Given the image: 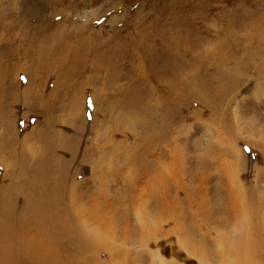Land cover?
Here are the masks:
<instances>
[{"label":"rangeland","instance_id":"obj_1","mask_svg":"<svg viewBox=\"0 0 264 264\" xmlns=\"http://www.w3.org/2000/svg\"><path fill=\"white\" fill-rule=\"evenodd\" d=\"M263 41L264 0H0V79L62 90L49 108L3 96L0 122L23 137L55 128L68 144L56 159L33 142L40 152L10 137L4 147L0 129V264H236L237 235L264 218L251 207L264 194V53L248 57ZM164 166L171 192L147 190ZM95 207L108 212L99 228L85 220ZM86 226L99 232L96 260L83 253ZM255 252L239 264H264Z\"/></svg>","mask_w":264,"mask_h":264},{"label":"bare ground","instance_id":"obj_2","mask_svg":"<svg viewBox=\"0 0 264 264\" xmlns=\"http://www.w3.org/2000/svg\"><path fill=\"white\" fill-rule=\"evenodd\" d=\"M2 28H4V27H1V29ZM8 28V27H7ZM10 28V27H9ZM10 29H12V28H10ZM20 39H16V40H14V41H12V43H11V45L13 46V48L15 47V53L19 50V43H20ZM7 45V44H6ZM2 47V46H1ZM12 48V49H13ZM237 50V49H236ZM244 51V50H243ZM239 52H240V50H239ZM232 53H234V52H232ZM242 53V52H241ZM264 53V41L263 42H259L258 43V45H257V47H255V48H252V49H248V57H249V59H254L255 57H258L259 55H261L262 56V54ZM17 54V53H16ZM234 55V54H233ZM245 55V54H244ZM223 58H225V57H223ZM243 58H245L244 56H243ZM226 60H228L227 58H225ZM225 59H222L220 62H221V64H225V65H219L220 67H229V66H226L228 63H226V60ZM256 59V58H255ZM229 61H231L232 63H235V61L234 60H232V59H230ZM238 62V61H237ZM238 63H241L242 64V62H238ZM244 64H245V61H244ZM249 66V65H248ZM255 66V65H254ZM245 67H246V65H245ZM229 68H235V67H233V66H230ZM83 70V69H82ZM82 70H80V74H77L76 76H75V79L76 78H78L79 76H82L83 77V71ZM5 72H6V70L4 69V68H0V76H2V75H5ZM226 72V71H225ZM226 74H227V72H226ZM238 77L240 76L239 74L237 75ZM242 76V75H241ZM72 77V76H71ZM175 75H174V80H173V82H172V80H171V82L173 83V85L171 84V86H172V90L175 92V93H178V91H179V84L181 83L180 81H179V79H175ZM242 77H244V76H242ZM4 79V81H2L1 79V81H0V83H1V85H0V99L1 100H3L4 98H3V96L6 98V96H7V99H10L9 100V103H11V100H14V99H18V100H25V101H27V102H33L32 101V99L34 98V101H36V102H38L39 103V105L40 106H44V105H46L48 108H49V104H50V102L52 101V99L53 100H56V101H58V104L60 105V97H61V94H62V90L61 91H59L58 89H53L52 91H47V92H41V93H35V92H29V94H27V93H25V92H21V91H19V87H21L20 86V84H18V83H15V82H10V81H7V77L5 76V78H3ZM244 80V79H243ZM167 82V81H166ZM28 83V82H27ZM81 83V82H80ZM89 83H91V82H89ZM59 85V84H58ZM76 86V85H75ZM2 87V88H1ZM198 88V87H197ZM2 90V91H1ZM195 90V89H194ZM4 94V95H3ZM33 94V95H32ZM33 96V98H32V96ZM45 98H46V100H45ZM77 98V95L75 96V99ZM25 101H23V102H25ZM37 104V103H36ZM76 104H78V103H76ZM75 103L74 104H72V108H69L71 105H68L67 106V104L65 105L64 104V106H60L61 108H63L62 109V113H65L66 111H67V108H69V109H71V110H69V111H71V112H73L74 110H75V107H77V105H76ZM10 108V107H9ZM44 108V107H43ZM44 110H47V108L45 109L44 108ZM69 111H68V113H69ZM6 112V111H5ZM56 112V111H55ZM75 112V111H74ZM58 113H60V112H58ZM79 114V113H78ZM81 114V113H80ZM74 115V114H73ZM1 117H3V116H1ZM73 117V116H72ZM10 118H12V117H10ZM63 118H64V120H66L65 118V116H63ZM70 118V117H69ZM4 120V119H3ZM57 120V119H56ZM73 120V119H72ZM5 121V120H4ZM8 121V120H7ZM48 121V120H47ZM52 121H53V119H49V125L52 127H54L55 125H51V124H53L52 123ZM2 122V121H1ZM0 122V123H1ZM6 122V121H5ZM10 122V121H9ZM56 122V121H55ZM64 122V121H63ZM8 123V122H7ZM162 123L163 124H165V122H164V120L162 121ZM65 124V123H64ZM10 125H11V123H10ZM5 126H8L7 124L5 125ZM4 126V123H1L0 124V129H2L3 130V136H2V145L4 146V142L6 141V138H8V137H10L11 139H12V141H13V144H15V145H18V146H21V147H25V146H29V147H27V151H30L29 150V148H33V149H35V147H36V149L40 152V150H41V147H39V146H34V144H38V145H41L42 147H46V148H48V151H49V156L50 157H53V158H62V154L61 153H63V156H64V150H65V148H67L68 147V144H66L65 143V140H62V138H60L62 135L60 134V133H62V132H57V129H55L54 128V130L52 131V132H50L48 129H47V127H40V128H38L37 130H36V132H34V133H31L29 136H26V137H23L21 134H18V132L17 131H15L14 130V134L13 133H8V130H7V128ZM132 126L134 127V123H132ZM137 126V125H136ZM140 128H142V124L140 123V124H138V126H137V129H140ZM114 129H116V131H119V130H121L123 133L126 131L125 130V127H123V125H119V124H117L116 122H115V128ZM113 129V131L112 132H110V133H107L108 131H105L106 133H107V136L106 137H102L101 139H99V138H97L96 140H97V142H99V140L100 141H102V139L103 140H105V139H108V138H112V135H113V132L115 131ZM6 130H7V132H6ZM63 131V130H62ZM1 132V131H0ZM10 132V131H9ZM104 132V133H105ZM9 134H11V135H9ZM60 134V135H59ZM33 139H34V141H33ZM31 142H33L32 144H30ZM70 145H71V143H69ZM147 144V143H146ZM145 144V145H146ZM150 144V143H149ZM159 144H160V139H159ZM158 144V145H159ZM7 145V144H6ZM69 145V146H70ZM60 147V149L59 150H57V148L58 147ZM73 146V145H72ZM71 146V147H72ZM5 147V146H4ZM7 147H9V146H7ZM38 147V148H37ZM147 147H149L148 146V144H147ZM19 148V147H18ZM74 148V147H73ZM72 148V149H73ZM8 149V148H7ZM61 149H64V150H61ZM68 149V148H67ZM75 149V148H74ZM1 151H3L2 149H0ZM11 150H12V148H11ZM111 148L109 147V146H102V147H100L99 148V150H98V148L96 147V146H94V151H95V153H97V155L96 156H94V159H99V161H103L102 159H108L109 158V156H110V152H111ZM159 151L160 149H159V146L157 147V149H156V151ZM72 151H74V150H72ZM4 153V152H3ZM14 153V152H13ZM0 154H2V153H0ZM7 154H8V152H7ZM16 154V153H15ZM72 154H76V149H75V151L74 152H72ZM171 155H170V157H169V159L170 160H172V162L174 163L175 162V160H177V158H176V156H175V152L173 153V152H171L170 153ZM14 155V154H13ZM34 155V154H33ZM25 156V155H24ZM30 156H32L31 154H30ZM4 157V156H3ZM45 157V156H44ZM65 157V156H64ZM10 158V157H9ZM21 158V157H20ZM24 158V157H23ZM74 159V158H73ZM75 159H76V161L75 162H80V161H77V160H81V161H83V159L85 160V158L83 157V159H78V158H76L75 157ZM17 160V159H16ZM18 160H19V158H18ZM25 161V160H24ZM17 162V161H16ZM21 162V161H20ZM74 162V161H73ZM159 162V161H158ZM75 164V163H74ZM73 164V165H74ZM165 166H167V165H165ZM163 167L161 170H160V172L158 173V175H156V177L154 178V181H152L153 179L152 178H148L147 177V179L145 180V186L144 187H146V189L147 190H150V191H152L153 192V190H157V185L158 184H156V182L157 181H162L163 183H166L165 182V178H163V172L165 173L166 171H167V168L166 167ZM147 167V169H148V166H146ZM5 168V170H7L6 169V167H4ZM16 168V167H15ZM165 169V170H164ZM13 170V169H12ZM20 170V169H19ZM72 170V169H71ZM75 170V169H74ZM155 170V169H154ZM164 170V171H163ZM8 172V171H7ZM180 172V171H179ZM178 175H179V173H177ZM2 175V174H1ZM12 175V174H11ZM5 176V175H4ZM4 178V177H3ZM10 178V177H9ZM12 179H13V177H12ZM11 179V180H12ZM178 179L179 180H181L179 177H178ZM156 180V181H155ZM142 184V183H141ZM2 188H4V187H2ZM142 189V188H141ZM164 189H165V191H166V194H169L170 192H171V187L166 183L165 185H164ZM68 193H69V191H68ZM232 193H233V196H234V201L232 202V205L234 206V208L235 209H238V208H240V207H245V192H243L242 191V193L240 192V190H238V189H236V192H234V190L232 189ZM236 194V195H235ZM259 194V193H258ZM70 195H71V193H70ZM238 195H241L240 197H238ZM166 197H168V195L166 196ZM165 197V198H166ZM254 197H255V199L252 201V203H253V205H251V207H253V208H255V209H257V208H259V207H261L263 210H264V194L262 195H259V196H257L256 194L254 195ZM74 197L72 196H70V198H69V203L71 204V206L73 207V208H75L76 207V202H77V198H75V200L73 199ZM165 198H162V202H165ZM177 201V200H176ZM175 201V202H176ZM150 203V202H149ZM247 203V202H246ZM75 205V206H74ZM152 205V204H151ZM190 205V204H189ZM196 206V205H195ZM151 207V206H150ZM162 207H163V205H162ZM232 207V206H231ZM80 209V208H79ZM163 210V209H162ZM79 211V210H78ZM168 212V211H167ZM78 213V212H77ZM80 213H81V211H80ZM85 213V215H86V217L87 218H85V220H86V222H87V224H92V225H96V227H98L97 226V222H99V221H103L102 219H103V217H105V215L106 214H108V212H103L101 209H98V208H93L92 210H90V211H88V212H84ZM170 213V212H169ZM163 214V213H162ZM79 215V214H78ZM78 215H76L77 216V218H79V217H81V216H78ZM160 218H161V216H160ZM163 218V217H162ZM80 219V218H79ZM82 219V218H81ZM80 219V221L82 222V220ZM168 219V218H167ZM197 219V218H196ZM195 219V220H196ZM198 220V219H197ZM168 221V220H167ZM262 221V225H261V228L259 227L257 230H256V232L255 233H253L252 235H248V236H238L237 235V239H236V244H237V246H236V251H235V256H236V264H239V263H241V259H242V257H243V255H244V253H246V254H249V255H251V256H253V254H256V252H255V250L257 249V247L259 246V247H261V249H264V218L261 220ZM101 224V223H100ZM99 228V227H98ZM86 229L87 230H83V239H85L87 242H88V244H86V247L83 249V253H84V255L86 256V257H88L89 259H93V260H96L97 259V257H96V253L94 252V248L96 247V245L94 244V243H96V240H98V236H99V232H97V233H95V232H92L91 230H88L89 229V227H87L86 226ZM198 229H199V227H198ZM141 230V229H140ZM139 230V231H140ZM3 231H4V227H3V220H0V238L1 237H3ZM99 231V230H98ZM141 233V232H140ZM137 234V233H136ZM186 236V235H185ZM233 237V236H232ZM1 240V239H0ZM245 242L246 243H248V242H251V243H253V244H255V250L254 249H252V250H249L248 252H246V249H245V252H244V250H243V245L245 244ZM187 246H189V245H187ZM190 247V246H189ZM195 249V248H194ZM231 254H232V252H231ZM256 256V255H255ZM118 257V256H117ZM116 256H115V259L114 260H118V258H117ZM224 257V256H223ZM228 257V256H227ZM89 262V261H88Z\"/></svg>","mask_w":264,"mask_h":264}]
</instances>
